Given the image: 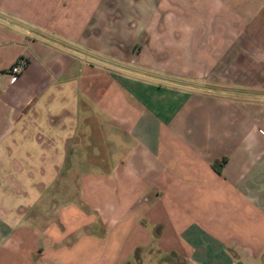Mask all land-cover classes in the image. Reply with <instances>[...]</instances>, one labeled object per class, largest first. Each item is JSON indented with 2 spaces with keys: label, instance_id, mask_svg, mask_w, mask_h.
<instances>
[{
  "label": "crops",
  "instance_id": "obj_1",
  "mask_svg": "<svg viewBox=\"0 0 264 264\" xmlns=\"http://www.w3.org/2000/svg\"><path fill=\"white\" fill-rule=\"evenodd\" d=\"M0 264H264V0H0Z\"/></svg>",
  "mask_w": 264,
  "mask_h": 264
},
{
  "label": "built area",
  "instance_id": "obj_2",
  "mask_svg": "<svg viewBox=\"0 0 264 264\" xmlns=\"http://www.w3.org/2000/svg\"><path fill=\"white\" fill-rule=\"evenodd\" d=\"M22 68L23 66L20 63H16L10 68V72L15 75H18L19 73H21Z\"/></svg>",
  "mask_w": 264,
  "mask_h": 264
},
{
  "label": "rangeland",
  "instance_id": "obj_3",
  "mask_svg": "<svg viewBox=\"0 0 264 264\" xmlns=\"http://www.w3.org/2000/svg\"><path fill=\"white\" fill-rule=\"evenodd\" d=\"M97 54H99V55H97ZM97 54L93 53V55H95V56H97V57L101 56L100 53H97ZM102 54H105V53H102ZM93 57H94V56H93Z\"/></svg>",
  "mask_w": 264,
  "mask_h": 264
}]
</instances>
